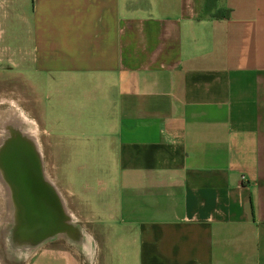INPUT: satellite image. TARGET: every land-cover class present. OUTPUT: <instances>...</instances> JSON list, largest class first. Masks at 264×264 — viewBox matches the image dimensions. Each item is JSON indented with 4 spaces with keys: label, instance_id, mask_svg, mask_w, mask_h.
<instances>
[{
    "label": "crops",
    "instance_id": "obj_1",
    "mask_svg": "<svg viewBox=\"0 0 264 264\" xmlns=\"http://www.w3.org/2000/svg\"><path fill=\"white\" fill-rule=\"evenodd\" d=\"M5 84L97 167L91 234L28 213L0 264H264V0H0Z\"/></svg>",
    "mask_w": 264,
    "mask_h": 264
},
{
    "label": "rangeland",
    "instance_id": "obj_2",
    "mask_svg": "<svg viewBox=\"0 0 264 264\" xmlns=\"http://www.w3.org/2000/svg\"><path fill=\"white\" fill-rule=\"evenodd\" d=\"M11 86L12 84H5L2 98L15 104L16 112L21 119V129L26 133L30 132L33 136L35 146L32 164L34 171L40 173L36 178L38 184H36L34 178L31 179L36 184L33 201L25 202L26 196H24L20 204L23 207L20 206L22 208L20 213L23 217H27L26 214L28 213H30V216H35L37 226L40 225L38 229H42L41 220L45 222V218L49 222L48 224H51L52 240L56 241L54 247L72 249L71 246H75V243L82 237V231L90 234L93 231L90 226H82L80 223L82 218L79 215L80 212L76 211V207L82 202V189L84 187L86 190V195L83 191L85 202L92 198L91 187L93 183L95 184V180L83 178V175L91 172L97 167V164L76 162L77 152L74 140L71 141L72 146L69 151L71 157H67V162H61L60 159L64 154L61 144L67 139L62 138V141L60 140V135L63 133L65 135L66 131L60 130L59 127L61 122L59 109L49 107L50 100L45 98L44 90L37 88L35 94L33 92L28 93L27 87L21 84L18 93ZM17 95H20V97H17ZM1 107L3 108L2 112L8 111V105L5 104ZM53 124L58 128L49 130L48 128ZM70 132L74 138V131ZM68 141L70 142L69 139ZM83 167H86L85 171H83ZM43 173L49 179V186H46L45 190H42L39 185ZM24 180L27 181L26 178ZM25 188L28 187L24 186V192ZM5 197L6 192L0 193V255L3 253L4 257H7L8 254H10L9 256L17 254V250H22L23 247L14 244L15 239H19L17 232L20 231L18 223L13 221V210L17 209L16 205L12 210L11 207L7 206ZM63 208H66L67 212H64ZM27 209H30V211ZM47 239L50 240L51 238ZM3 242L7 247L4 246ZM37 247L39 248L38 245ZM21 254L20 251V256Z\"/></svg>",
    "mask_w": 264,
    "mask_h": 264
},
{
    "label": "bare ground",
    "instance_id": "obj_3",
    "mask_svg": "<svg viewBox=\"0 0 264 264\" xmlns=\"http://www.w3.org/2000/svg\"><path fill=\"white\" fill-rule=\"evenodd\" d=\"M5 104L8 105V111L2 112L3 108L1 106ZM20 121L21 119L16 112L15 104L9 100L0 98V193L6 192L5 202L8 207H11L13 210V207L16 205L17 209L13 210V221L14 223L15 221L18 223L19 229L22 232L23 225L26 223V217H23L20 213V210L23 208L20 204L24 196H26L25 202L33 201L32 198L36 193L34 188L38 184L36 178L40 173L34 171L32 164L35 146L34 138L30 132L26 133L21 129ZM33 178L36 184L32 181ZM40 180L41 183L39 185L42 187V190H45L46 186H49V179L43 173ZM24 186L28 187L25 188V192ZM63 211L67 212V209L63 208ZM41 221L43 225L44 222L43 220Z\"/></svg>",
    "mask_w": 264,
    "mask_h": 264
}]
</instances>
